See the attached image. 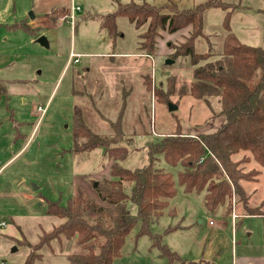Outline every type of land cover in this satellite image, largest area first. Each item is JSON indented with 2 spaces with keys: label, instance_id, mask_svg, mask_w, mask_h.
<instances>
[{
  "label": "rangeland",
  "instance_id": "obj_1",
  "mask_svg": "<svg viewBox=\"0 0 264 264\" xmlns=\"http://www.w3.org/2000/svg\"><path fill=\"white\" fill-rule=\"evenodd\" d=\"M131 1L168 10L173 9L171 3L187 9L208 2L73 0L81 7L73 31L69 22L60 24V31L66 32L58 41L57 29H44L41 22L56 21L72 0H0V80L5 88L0 95V222L7 233L18 232L0 234L3 264H24L28 244L62 222L47 212V201L65 205L81 189L85 197L108 206L99 199L94 183L110 177L113 156L102 147L72 150L75 106L96 133L107 135L112 133L111 122L119 124L125 138L116 145L128 148L120 163L131 169L147 164L148 142L174 133L212 132L225 120L217 115L216 96L207 102L191 94L194 66L189 56L174 53L173 47L192 31L190 25L175 32L159 29L155 49L148 54L139 45V33L147 25L136 29L126 17H118L122 36L112 44L99 26L100 18L119 2ZM220 1L232 10L229 14L221 6L204 10L203 35L195 39V50L210 51V60L218 59L229 31L243 44L264 48V0ZM40 35L48 46L37 41ZM131 38L138 48L131 46ZM136 48L132 60L139 61L138 67L126 64L130 58L111 56ZM70 51L81 55L78 63H68ZM170 103L176 109L169 110ZM246 155L250 161L243 164L245 170H260L257 180L240 182L247 202L233 192L212 211L204 206L205 189L187 192L178 176L182 166L161 160L172 174L175 195L145 233L138 235L140 225L130 230L114 264H232L235 253L249 247L264 250V165L247 151L234 159ZM131 186L125 182L127 193ZM126 206L136 213L133 202L128 200ZM247 208L260 213L248 214ZM78 250L75 238L63 245L54 240L31 264H70L68 255Z\"/></svg>",
  "mask_w": 264,
  "mask_h": 264
},
{
  "label": "trees",
  "instance_id": "obj_2",
  "mask_svg": "<svg viewBox=\"0 0 264 264\" xmlns=\"http://www.w3.org/2000/svg\"><path fill=\"white\" fill-rule=\"evenodd\" d=\"M169 6L173 9L146 1L119 2L112 13L100 18L99 26L114 44L121 35L118 17H126L136 29L147 25L139 33V45L151 54L159 29L175 32L190 25L192 31L173 47L174 53L190 57L196 79L191 94L207 102L209 97L216 96L220 107L217 115H223L224 122L212 132L174 133L148 142L145 146L147 164L131 169L120 163L128 155V148L116 145L125 138L119 124L111 122L112 133L107 135L96 133L75 106L72 150L80 153L102 147L113 156L110 177L95 186L99 199L108 206L85 197L81 189L65 205L47 201V212L61 218L62 222L43 232L35 244H28L24 264L40 258L41 250L52 241L63 245L72 238L76 239L80 250L68 255L70 264H114L130 230L140 225L138 235L145 233L149 223L162 214L168 199L175 195L172 174L162 167L161 160L182 166L178 176L187 192L205 189L204 206L210 211L233 192L247 202L240 182L257 180L260 170H245L243 164L250 161L249 155L239 159L234 156L247 151L258 165H264V48L241 43L228 29L220 57L210 60V51L199 53L194 47L195 39L203 35V12L210 6L226 10L230 6L220 0H208L187 9H178L173 3ZM201 61L203 63H199ZM3 92L5 88L0 80V95ZM127 181L132 183L129 193L125 191ZM128 200L135 204V214L127 208ZM248 210V214L260 213L258 209ZM156 238L153 237L154 241ZM175 256L172 254V259Z\"/></svg>",
  "mask_w": 264,
  "mask_h": 264
},
{
  "label": "crops",
  "instance_id": "obj_3",
  "mask_svg": "<svg viewBox=\"0 0 264 264\" xmlns=\"http://www.w3.org/2000/svg\"><path fill=\"white\" fill-rule=\"evenodd\" d=\"M72 2H73V0H72ZM57 19H58V15H57V18H56V21H52V19H50V21H48V22H44V21H42L41 23H42V26H43V24L45 25V27L46 28H44V29H57V33H56V36H57V40L59 41L60 40V37H61V35L63 34V33H65L66 31L64 30V29H62L61 31H60V25L59 24H57ZM134 26V25H133ZM44 27V26H43ZM41 28V27H40ZM70 31H73V29L70 27ZM134 32V31H133ZM120 33H121V31H120ZM41 36V35H40ZM120 36H122V33H121V35ZM116 41H117V39H116ZM131 46H136L137 48H138V44H137V41H136V39H134V41H133V39L131 38ZM137 48H136V50H134V52H122V51H120V52H112L111 53V56L112 57H115V56H124V57H126L127 58V60H129V58L131 59L130 61H125L126 62V64H128V65H130V66H132L133 67V65L134 66H136V67H138L137 65L139 64V61H133L132 60V58H133V55H134V53L135 52H137ZM70 52H74V51H70ZM74 53H76V52H74ZM76 54H79V53H76ZM69 55H70V53H69ZM69 55H68V61H69ZM80 55V54H79ZM81 56V55H80ZM79 60H80V58H79ZM79 62V61H78ZM78 62H76V63H78ZM137 64V65H136ZM32 133H33V130H32ZM8 161V160H7ZM6 161V162H7ZM6 162H4L2 165H1V167L6 163ZM2 196H1V194H0V198H1ZM263 205H264V201H263ZM213 222V221H212ZM210 224H212V223H210ZM234 226H236V225H234ZM4 228V229H3ZM7 229L8 228H6V227H4V223H3V221L2 222H0V234H3V235H15V234H17L18 232L16 231V229H14L15 231L14 232H12V234H11V232H9V233H7L6 231H7ZM19 240V239H18ZM20 241V240H19ZM3 264V262H0V264ZM232 264H264V250H259V249H253V248H251V247H249V248H247L246 250H244V251H242V252H239V254H237V253H235V256L233 255L232 256Z\"/></svg>",
  "mask_w": 264,
  "mask_h": 264
},
{
  "label": "built area",
  "instance_id": "obj_4",
  "mask_svg": "<svg viewBox=\"0 0 264 264\" xmlns=\"http://www.w3.org/2000/svg\"><path fill=\"white\" fill-rule=\"evenodd\" d=\"M81 9V7L79 5H75L73 2L71 4V7L69 10H65V11H62L60 13V15H58V19H57V24H62V23H68L70 24V27L73 29L74 28V24H75V19H76V14L77 12ZM69 61H72V62H77L79 61V58H80V55L79 54H76L74 52H70V55H69ZM39 109H42V111L44 110L43 108L39 107ZM41 111V112H42ZM210 223H213L212 221H210ZM2 264V263H1Z\"/></svg>",
  "mask_w": 264,
  "mask_h": 264
},
{
  "label": "water",
  "instance_id": "obj_5",
  "mask_svg": "<svg viewBox=\"0 0 264 264\" xmlns=\"http://www.w3.org/2000/svg\"><path fill=\"white\" fill-rule=\"evenodd\" d=\"M37 41L40 43V44H42V45H44V46H48V41H47V39H46V37L44 36V35H41V36H39L38 38H37ZM172 61L170 60V59H167L166 60V63H171ZM168 107H169V110H173V109H176V105H174V104H169L168 105ZM94 185L96 186L97 185V182H95L94 183Z\"/></svg>",
  "mask_w": 264,
  "mask_h": 264
}]
</instances>
